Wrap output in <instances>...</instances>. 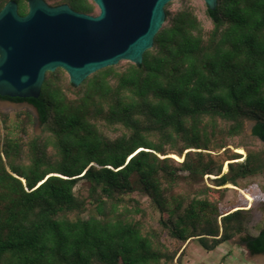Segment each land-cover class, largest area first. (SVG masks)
<instances>
[{
    "label": "trees",
    "instance_id": "obj_1",
    "mask_svg": "<svg viewBox=\"0 0 264 264\" xmlns=\"http://www.w3.org/2000/svg\"><path fill=\"white\" fill-rule=\"evenodd\" d=\"M44 1L99 13L93 0ZM171 2L139 65L78 86L57 68L37 98L0 97L37 110L0 112V264H182L191 242L211 251L241 234L264 252V204L253 234L252 207L223 205L264 173V0L204 2L209 27Z\"/></svg>",
    "mask_w": 264,
    "mask_h": 264
},
{
    "label": "water",
    "instance_id": "obj_2",
    "mask_svg": "<svg viewBox=\"0 0 264 264\" xmlns=\"http://www.w3.org/2000/svg\"><path fill=\"white\" fill-rule=\"evenodd\" d=\"M170 1L93 0L99 8L93 15L44 0H27L28 11L20 14L17 2L8 0L0 8V97L37 98L45 74L57 68L78 86L91 73L124 59L139 65ZM204 2L216 8L217 0ZM0 106H28L37 115L28 102L0 99ZM237 241L245 245L243 237Z\"/></svg>",
    "mask_w": 264,
    "mask_h": 264
},
{
    "label": "rangeland",
    "instance_id": "obj_3",
    "mask_svg": "<svg viewBox=\"0 0 264 264\" xmlns=\"http://www.w3.org/2000/svg\"><path fill=\"white\" fill-rule=\"evenodd\" d=\"M182 5L193 6L205 26H210V23L204 14L205 4L203 0H172L169 9L174 10ZM95 11L99 12V9L96 8ZM23 109L30 110L33 114H35L28 106H22L19 108H15L13 106H0V112L8 114L11 117H13L16 111ZM251 128L252 125L248 121L246 132L250 134ZM34 131L37 134L41 132L39 123L34 125ZM255 146L263 148V146L259 143H256ZM236 151L242 156L236 161H243L247 156V151L245 149H237ZM176 158L178 159V157ZM212 178H214V176L205 175L203 181L204 183L214 187V182L211 180ZM260 184H264V173L241 181V187L232 188L226 185V187H230V189L225 192L223 197L224 206L236 204L242 205L240 208L244 209H250V207H252V234L255 233L262 224L258 206L260 204H264V191L261 189ZM141 198L143 201H146L145 196H142ZM239 237H244V234L233 237L229 241L221 244L216 249L211 251H206L197 241H193L187 247V250L182 258V264H263L260 256L248 253L245 245L238 243L237 238Z\"/></svg>",
    "mask_w": 264,
    "mask_h": 264
},
{
    "label": "flooded vegetation",
    "instance_id": "obj_4",
    "mask_svg": "<svg viewBox=\"0 0 264 264\" xmlns=\"http://www.w3.org/2000/svg\"><path fill=\"white\" fill-rule=\"evenodd\" d=\"M4 100H7V99H4ZM22 102H26V101H22ZM251 239V236H249L248 234H244V237H243V242L245 243V247L248 251V253L250 254H256V253H251L249 250H248V243H249V240ZM264 253V252H262Z\"/></svg>",
    "mask_w": 264,
    "mask_h": 264
},
{
    "label": "bare ground",
    "instance_id": "obj_5",
    "mask_svg": "<svg viewBox=\"0 0 264 264\" xmlns=\"http://www.w3.org/2000/svg\"><path fill=\"white\" fill-rule=\"evenodd\" d=\"M261 261L263 262V264H264V257H261Z\"/></svg>",
    "mask_w": 264,
    "mask_h": 264
}]
</instances>
